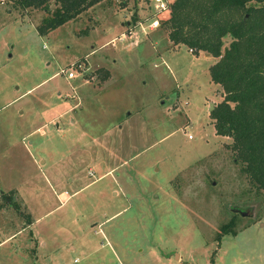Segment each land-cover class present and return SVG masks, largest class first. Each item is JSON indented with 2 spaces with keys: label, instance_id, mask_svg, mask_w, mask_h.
<instances>
[{
  "label": "rangeland",
  "instance_id": "374dc122",
  "mask_svg": "<svg viewBox=\"0 0 264 264\" xmlns=\"http://www.w3.org/2000/svg\"><path fill=\"white\" fill-rule=\"evenodd\" d=\"M165 1L47 34L54 1H0V264H264V188L211 116L216 59L169 38Z\"/></svg>",
  "mask_w": 264,
  "mask_h": 264
},
{
  "label": "trees",
  "instance_id": "16d2710c",
  "mask_svg": "<svg viewBox=\"0 0 264 264\" xmlns=\"http://www.w3.org/2000/svg\"><path fill=\"white\" fill-rule=\"evenodd\" d=\"M52 1L56 7L51 11ZM101 1L13 0L18 7L51 11L37 26L41 34ZM163 23L174 43L215 57L210 75L223 94L211 110L216 131L232 137L228 145L234 160L253 184L264 188V0H173ZM233 223H225L221 233L231 232Z\"/></svg>",
  "mask_w": 264,
  "mask_h": 264
},
{
  "label": "built area",
  "instance_id": "2783aa9c",
  "mask_svg": "<svg viewBox=\"0 0 264 264\" xmlns=\"http://www.w3.org/2000/svg\"><path fill=\"white\" fill-rule=\"evenodd\" d=\"M0 1H1V2H5L6 0H0ZM156 1H157L156 6H157L159 9L167 8V3H166L165 0H156ZM73 67H75V64H74L72 67L68 68L69 70H68V74H67V76H68L69 78L75 76L74 69H72ZM62 72H64V73L67 72V68H66V69H62Z\"/></svg>",
  "mask_w": 264,
  "mask_h": 264
},
{
  "label": "crops",
  "instance_id": "0c3cea01",
  "mask_svg": "<svg viewBox=\"0 0 264 264\" xmlns=\"http://www.w3.org/2000/svg\"><path fill=\"white\" fill-rule=\"evenodd\" d=\"M23 113V110H22ZM65 113V111H61L58 115H53L52 119L57 120L59 117H61L63 114ZM123 125V124H122ZM14 199V198H13Z\"/></svg>",
  "mask_w": 264,
  "mask_h": 264
},
{
  "label": "water",
  "instance_id": "95a60500",
  "mask_svg": "<svg viewBox=\"0 0 264 264\" xmlns=\"http://www.w3.org/2000/svg\"><path fill=\"white\" fill-rule=\"evenodd\" d=\"M213 107H214V103L212 102V103H211V109H213Z\"/></svg>",
  "mask_w": 264,
  "mask_h": 264
}]
</instances>
